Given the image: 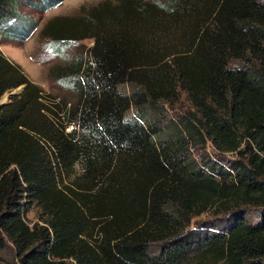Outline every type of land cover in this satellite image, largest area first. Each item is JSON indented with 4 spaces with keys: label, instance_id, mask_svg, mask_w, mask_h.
<instances>
[{
    "label": "trees",
    "instance_id": "trees-1",
    "mask_svg": "<svg viewBox=\"0 0 264 264\" xmlns=\"http://www.w3.org/2000/svg\"><path fill=\"white\" fill-rule=\"evenodd\" d=\"M19 4L0 0V39L35 27ZM86 14L46 29L56 50L93 41L50 70L71 102L0 50V99L22 86L0 103V253L9 241L18 264H264V0ZM180 98L191 109L169 117Z\"/></svg>",
    "mask_w": 264,
    "mask_h": 264
},
{
    "label": "rangeland",
    "instance_id": "rangeland-1",
    "mask_svg": "<svg viewBox=\"0 0 264 264\" xmlns=\"http://www.w3.org/2000/svg\"><path fill=\"white\" fill-rule=\"evenodd\" d=\"M116 0H63L58 5L48 9L41 10L34 2L39 0H20L18 11L20 15L27 21H34L35 27L30 30L29 35L24 40H16L8 35L2 36L0 39V50L12 62L19 64L28 77L44 91L50 92L58 98H65L71 102L74 99V93L69 87L61 84L57 79L50 76V70L57 65H64L65 63L82 58L88 59L89 49L93 44L91 38H84L76 40L71 44L62 45L56 50L50 44V38L46 34L49 25L56 26L64 21L67 23L77 24L78 19L85 17L87 11L98 5L100 2ZM19 88L6 91L0 103L6 102L12 96L11 93H19ZM191 106L185 98H180L179 101L170 104L167 107V114L169 117L175 118L190 110ZM68 129H71L68 127ZM206 154L207 157L213 158L217 153L210 143L207 144ZM199 151H194V156L199 159ZM224 158L234 159L235 154L227 153L223 155ZM40 209L38 206L31 207L26 215V221L31 225L39 221ZM210 213H204L195 217L192 225L195 226L205 220L210 219ZM73 264V261H70ZM0 264H18L17 256L14 247L9 241H5V247L0 253Z\"/></svg>",
    "mask_w": 264,
    "mask_h": 264
},
{
    "label": "water",
    "instance_id": "water-1",
    "mask_svg": "<svg viewBox=\"0 0 264 264\" xmlns=\"http://www.w3.org/2000/svg\"><path fill=\"white\" fill-rule=\"evenodd\" d=\"M20 90L22 89V86H20V87H18ZM14 94H16V93H11V95H14ZM4 103V102H3Z\"/></svg>",
    "mask_w": 264,
    "mask_h": 264
}]
</instances>
